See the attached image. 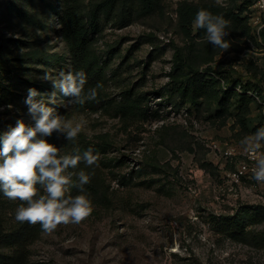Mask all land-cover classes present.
<instances>
[{"label": "rangeland", "instance_id": "rangeland-1", "mask_svg": "<svg viewBox=\"0 0 264 264\" xmlns=\"http://www.w3.org/2000/svg\"><path fill=\"white\" fill-rule=\"evenodd\" d=\"M182 3L223 9L241 4L232 0H162V14L123 29L104 24L95 48L106 62L101 90L105 102L94 108L87 103L69 104L67 97L57 93L55 104L50 105L73 125H81L75 142L60 133L45 137L60 148L61 155L70 154L79 141L108 144V151L99 157V167L109 186V200L92 204L91 214L79 224H61L51 233L43 231L29 247L30 264H264V245L251 240L237 243L219 226L220 218L243 207H264V182L251 179L255 162L247 160L248 153L241 145L245 136L264 127V102L257 95H264V50L255 38L228 32L226 39L237 48L219 53L212 64L231 81L252 84L248 93L259 100L250 105L247 128L241 124L235 103L231 114L225 116L216 115L219 110L210 98L201 112L188 106L173 108L161 93L169 82L175 47L188 44L177 27ZM247 13L248 7L243 14L248 19ZM44 17L48 31L3 23L0 38L32 41L46 54L62 57L54 67L29 60L13 64L27 69L19 72L20 78L33 80L48 103L52 83L43 80V75L50 71L58 76L71 65L64 54L66 43L56 15L45 13ZM192 30L196 35L195 24ZM9 50L15 59L28 52L16 50L15 44ZM8 83L6 80L4 86ZM23 90L16 93H27ZM128 90L147 99L145 107L151 115L147 121L125 122L115 115L114 106L123 103L122 95ZM8 106L0 108V133L14 126L17 119L33 124L24 102ZM228 149L233 156L222 159ZM260 152L264 153V148ZM148 159L158 163V168L147 166ZM242 162L247 163L248 171L233 178ZM203 163L213 166L210 173L200 168ZM123 177L129 184L120 182ZM9 201L11 209L2 215L6 226L17 222L15 212L20 204ZM248 229L264 235V217Z\"/></svg>", "mask_w": 264, "mask_h": 264}, {"label": "trees", "instance_id": "trees-1", "mask_svg": "<svg viewBox=\"0 0 264 264\" xmlns=\"http://www.w3.org/2000/svg\"><path fill=\"white\" fill-rule=\"evenodd\" d=\"M232 1L234 4L238 2L241 4L236 9L180 4L177 27L188 40V44L183 48L175 47L169 82L161 94L167 97V102L173 104L175 109L188 106L198 112L203 110L210 98V102L219 110L216 113L217 116L230 115L232 107L236 104L241 124L247 128V117L251 112L250 105L255 101V98L248 93L252 89V84L231 81L226 73L217 72L212 66L219 53L230 52L237 47H233L231 41L227 39L230 45L228 50L214 48L211 43L204 40L207 35L205 29H198L196 35H193L192 30L196 13L204 9L213 15L223 16L229 22L227 32L246 34L254 38L250 34L248 19L243 17L244 11L252 5L253 0ZM162 7V0H90L88 3L86 0H0V24H24L26 27H37L41 31H48L49 25L44 15L54 13L61 27L60 35L66 43L64 54L69 56V64L73 72L82 70L86 74L85 91H87L98 84L103 85L106 76V62L98 56L95 48L103 33V25L109 23L123 29L143 18L151 17L156 13L162 14ZM261 39L264 44V29L261 32ZM198 40L201 41L198 42ZM13 44L16 50L19 48L28 50L22 55V59L12 57L13 52H10L9 46ZM111 53H114V49ZM61 58L57 54H46L32 41H11L0 38V67L7 65L2 70L6 72L7 82H9L7 86L0 83V108L17 104L19 100L25 103L27 93L18 95L17 90L24 89L23 91L27 92L29 88H38L33 80L20 78L19 72H25L27 69L19 65L15 67L14 63H24L29 60V62L36 61L44 66L54 67ZM222 82L228 86L227 90L223 89ZM238 85L242 88L241 93L234 90V87ZM48 90L52 91V86ZM101 90L102 87L97 89L95 101L87 102L92 108L105 102ZM257 95L264 102V95L261 92ZM122 98L123 103L114 106L116 116L125 122L147 121L150 118L151 115L145 107L147 99L142 94L137 95L134 90H128L123 93ZM261 107L263 108V105ZM107 145L104 142L91 145L79 141L72 147L70 154H75V148H79L81 155L88 148H92L93 154H98L100 157L108 151ZM106 164L104 168L108 166ZM147 166L157 169L159 165L154 160L148 159ZM200 168L210 173L213 166L203 163ZM81 169L85 172H93V168L87 167L83 162L74 171ZM125 178L123 177L120 182L127 185L129 182L127 183ZM108 189L103 170L98 166L94 168L90 183L84 185L82 189L72 188L70 192L73 196L85 193L92 204H101L109 200ZM40 194H43L42 190ZM10 209L9 199L0 193V264H30L29 247L39 239L43 230L39 224L31 226L28 223L16 222L6 226L2 215ZM263 217L264 207L246 206L234 215L220 218V230L237 243H246L251 240L257 246H261L264 245V235L254 234L248 227Z\"/></svg>", "mask_w": 264, "mask_h": 264}, {"label": "clouds", "instance_id": "clouds-1", "mask_svg": "<svg viewBox=\"0 0 264 264\" xmlns=\"http://www.w3.org/2000/svg\"><path fill=\"white\" fill-rule=\"evenodd\" d=\"M194 24L206 30V39L214 48L229 49L226 39L229 22L223 16L201 9L196 13ZM42 79L51 81L53 91L47 94L48 103H45L42 93L35 88L27 90L25 104L33 124L17 119L14 126L10 125L0 134V193L9 200L20 201L15 212L17 222L39 224L44 232L51 233L61 224H79L91 214L92 201L87 194L71 196L68 193L72 188L82 189L90 183L94 168L99 166V155H94L92 148L82 155L79 148L74 149L75 154L61 155L60 148L45 139L60 133L67 141L75 142L81 131L79 123L73 125L50 105L55 104L59 93L68 98L69 104L83 106L97 99V89L102 85L85 91L87 77L82 70L70 69L58 76L49 71ZM241 145L255 162L251 179L264 182V153L260 152L264 148V127L245 136ZM81 162L93 168V172L74 171Z\"/></svg>", "mask_w": 264, "mask_h": 264}, {"label": "built area", "instance_id": "built-area-1", "mask_svg": "<svg viewBox=\"0 0 264 264\" xmlns=\"http://www.w3.org/2000/svg\"><path fill=\"white\" fill-rule=\"evenodd\" d=\"M248 24L249 27L251 28V33L253 37L260 43V46L264 50V44L261 39V32L264 29V0H253L252 5L248 7ZM3 70L0 69V83L4 84L7 80V75H3ZM222 86L224 90L228 89V86L222 82ZM234 90L237 93L242 92V88L240 85L234 87ZM251 96L254 97V95L250 94ZM255 99L259 100L258 98L254 97ZM222 159L228 160L231 156H233V153L231 150H226L222 153ZM247 160L248 161H253L250 157V154L248 153L247 155ZM248 165L245 162L240 163L238 169L232 173V177L239 179L242 175H244L245 172L248 171Z\"/></svg>", "mask_w": 264, "mask_h": 264}]
</instances>
